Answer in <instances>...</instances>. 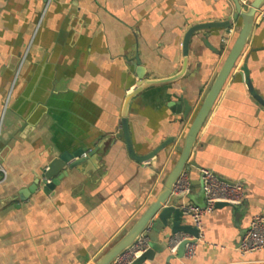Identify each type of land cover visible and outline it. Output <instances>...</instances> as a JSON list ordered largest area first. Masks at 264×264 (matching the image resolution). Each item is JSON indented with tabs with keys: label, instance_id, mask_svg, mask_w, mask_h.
<instances>
[{
	"label": "crops",
	"instance_id": "1",
	"mask_svg": "<svg viewBox=\"0 0 264 264\" xmlns=\"http://www.w3.org/2000/svg\"><path fill=\"white\" fill-rule=\"evenodd\" d=\"M234 10L232 0H0V158L8 172L0 184V264H93L133 225L159 193L239 31ZM226 20L230 27L192 37L182 79L132 99L138 154L174 138L149 162L133 160L117 134L141 69L147 78L177 73L186 31ZM247 52L252 85L264 99V9ZM243 59L198 135L187 169L190 196L179 206L205 204L201 168L241 183L244 201L203 218L193 257L167 262V248L143 264H264V250L237 249L252 217L264 214V106L251 94ZM184 100L187 115L172 109ZM80 148L86 160L61 169L45 192L44 169Z\"/></svg>",
	"mask_w": 264,
	"mask_h": 264
},
{
	"label": "water",
	"instance_id": "2",
	"mask_svg": "<svg viewBox=\"0 0 264 264\" xmlns=\"http://www.w3.org/2000/svg\"><path fill=\"white\" fill-rule=\"evenodd\" d=\"M232 1L235 6L233 19L241 21L239 31L236 34L234 41L207 95L194 115L191 125L185 135L182 149L179 152L174 165L171 167L167 176L165 177L163 185L156 197L142 211L133 225L114 244H112L105 252H103L93 264H110L116 257L135 244L140 235L144 233L145 230L150 231V248L141 256H139L133 264H143L148 259L152 260L155 257L156 252H163L167 248L170 249L171 238L179 233H185L194 239L191 240L187 238L183 240L179 244L176 253L168 256L167 262L175 257L183 258L186 244L196 242V239L200 237V230L197 227H195L193 224L184 222L185 213L179 206L182 195H177L174 193V185L178 181L183 171L188 169V167L193 163L192 153L198 135L201 132L213 108L215 107V104L218 101V98L220 97V94L227 81L231 77L233 71L239 67L243 56V64H241L240 69L242 70L244 78L248 83L251 94L264 106V99L256 92L252 85L250 71L247 66L249 54L248 52L245 53L255 26L258 13L264 9V0H248L247 4L243 3L242 0ZM230 26L231 20L220 22H201L191 26L186 31L183 40L182 68L180 71L171 76L163 78H147L144 76L141 69L136 88L130 91L124 100L122 109V129L117 134V138H124L128 154L133 160L140 163L149 162L158 154H160L166 147H168L174 141V138L168 137L158 147L147 154H138L134 147L129 123V109L132 99L151 86L170 84L182 79L186 75L189 64L190 43L195 33L204 30L227 28ZM203 42L207 46H210L208 39H204ZM137 64H140L139 58H137ZM183 104L184 108H182L183 106L181 102H175L172 109L178 113L183 112L187 115L190 111V105L185 100ZM86 150V148H80L72 153L65 152L52 160L47 169H44L42 175L44 178V191L49 193L55 188V185L59 183V180L66 173L63 171V173L60 174L61 169L66 167L74 169L81 165L86 160ZM36 186L37 184L28 189V192L34 190ZM229 205L230 204L228 203L219 202L216 204V208ZM163 231L165 232L164 238L167 241L166 245H161L158 241V236Z\"/></svg>",
	"mask_w": 264,
	"mask_h": 264
},
{
	"label": "built area",
	"instance_id": "3",
	"mask_svg": "<svg viewBox=\"0 0 264 264\" xmlns=\"http://www.w3.org/2000/svg\"><path fill=\"white\" fill-rule=\"evenodd\" d=\"M242 2L247 4L248 0H242ZM200 174L205 204L200 206L193 203H182L180 208L191 217L193 225L200 230L201 235L203 218L216 209V204L224 202L231 206L241 205L244 201V189L241 183L223 179L208 168H201ZM7 177L8 172L0 158V184L4 183ZM190 190V181L186 169L174 185V193L185 196L190 193ZM147 231L145 230L135 244L116 257L110 264H133L139 256L150 248V240L145 235ZM187 238L194 239L185 233L176 234L171 238L170 250L172 254L176 253L179 244ZM197 240L198 238L196 242L186 244L184 257L191 258L194 256ZM237 249L241 254H251L264 250V214H256L252 217L248 228L241 236Z\"/></svg>",
	"mask_w": 264,
	"mask_h": 264
},
{
	"label": "rangeland",
	"instance_id": "4",
	"mask_svg": "<svg viewBox=\"0 0 264 264\" xmlns=\"http://www.w3.org/2000/svg\"><path fill=\"white\" fill-rule=\"evenodd\" d=\"M203 194H204V191H203ZM181 195L183 196L184 194H181ZM186 195H189V196H190V193H188V194H186ZM200 206H203V205H200ZM149 232H150V231H147V232L145 233V235L148 236L149 240H151V239H150V236H149Z\"/></svg>",
	"mask_w": 264,
	"mask_h": 264
}]
</instances>
